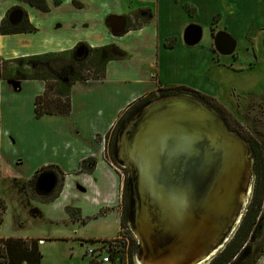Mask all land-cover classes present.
<instances>
[{
    "label": "crops",
    "instance_id": "0c3cea01",
    "mask_svg": "<svg viewBox=\"0 0 264 264\" xmlns=\"http://www.w3.org/2000/svg\"><path fill=\"white\" fill-rule=\"evenodd\" d=\"M46 1L50 7L49 13H42L20 0H0V23L11 11L20 9L30 24L38 30L35 33L0 36V59L11 61L47 53H62L74 50L79 44H87L90 48L116 45L127 52L129 55L127 59L108 63L104 80L88 82V85H84L85 82H78L72 87L73 111V94H76V91H91L95 99L98 98V101L105 103H101L102 105H106V107L101 105L92 118L86 119V125L92 127L89 135L93 134V136L106 135L124 110L159 89L186 87L215 98L217 85L213 79L206 80L202 77L208 64L215 59L213 28L225 30L238 45H241L246 43V36L250 28L254 27V23L258 24V20H253L258 15V8L262 10L260 14H264V0H61L59 5L55 4L56 0ZM140 10L150 11L148 24L143 23L135 30H130L121 36L111 34L106 26L108 17L132 15ZM191 25L202 28L203 42L194 47H187L184 43V34ZM260 29L264 28L259 27ZM171 41L174 46L167 47ZM11 82L0 78V200L5 202L4 205L0 202V207L4 210L0 222L7 219L11 204L18 203L6 199L2 191L6 186L5 191L11 188L18 193L22 206L37 205L36 207L40 208L39 205H44L48 211L59 215L58 217L64 219L68 217L69 220L66 222L68 229L72 223L83 225L81 220L96 217L102 206L94 201V196L79 199L76 185L85 182L81 179L82 175L89 178L90 188H93L92 195L94 191L95 194L99 191L100 195H104V188L109 191L107 194V197L110 196L109 200L116 201L119 199L120 187L117 184L119 180L115 179V173L112 174L111 169L99 160L91 174L81 173V162L89 157L96 158V154L93 147L89 153L84 151L86 145L82 142L87 140L89 135L85 137L80 125L76 123L71 131L74 135L72 141L79 144L83 152L80 151L81 149L74 152L68 150L59 157L43 158V161L38 162L37 167L29 174L24 176L21 174V177L16 179L11 172L13 168L18 170L24 162L19 160V156L10 158L8 151H13L10 146L19 142L15 126L19 125L16 121L19 112L17 107L23 99L26 87L33 85L29 99L34 120L43 122L59 118L60 122L61 120L66 122L64 119L70 118L73 111L66 117L45 116L36 119L35 99L44 93L45 83L35 81L26 85L22 81ZM132 83L135 89L130 90L127 86ZM109 102L110 106H108ZM86 106L91 107V104ZM14 126L15 128H12ZM40 137L38 135L37 140ZM11 162H16L18 167H10ZM47 166L57 167L54 173L60 180L62 188L56 199L42 202L35 198V194L30 195L27 192L30 188L27 183L37 171ZM67 207L80 210L81 220H72L66 212ZM115 225L116 222L111 221L107 230ZM80 231L74 230L77 235L75 240L82 243L83 238L91 239L82 235ZM9 238L35 240L31 237L0 233V241ZM94 240L98 239L94 238ZM36 241H39L40 248L43 240ZM261 261L263 260L261 259L258 264H261Z\"/></svg>",
    "mask_w": 264,
    "mask_h": 264
},
{
    "label": "water",
    "instance_id": "95a60500",
    "mask_svg": "<svg viewBox=\"0 0 264 264\" xmlns=\"http://www.w3.org/2000/svg\"><path fill=\"white\" fill-rule=\"evenodd\" d=\"M23 18L15 9L8 21L17 27ZM106 26L113 36L124 35L127 18L110 16ZM202 36V28L191 25L184 43L197 46ZM215 48L230 56L236 42L219 33ZM77 55L86 58L88 51L80 47ZM146 103L135 108L142 115L131 134L118 139L132 174L128 221L139 241L137 256L143 264H208L230 242L252 195L251 148L216 111L190 95Z\"/></svg>",
    "mask_w": 264,
    "mask_h": 264
},
{
    "label": "rangeland",
    "instance_id": "374dc122",
    "mask_svg": "<svg viewBox=\"0 0 264 264\" xmlns=\"http://www.w3.org/2000/svg\"><path fill=\"white\" fill-rule=\"evenodd\" d=\"M261 12L262 10L258 8V15L253 19L254 21L258 20V24L256 22L254 23V27L250 28L246 36V43H241V45L237 46L236 55L234 54L235 56L220 57L215 54L214 61L208 64L206 72L202 77L206 80L213 79L217 85V95L213 98L214 100L211 97H209L211 98L209 99L202 92H199V94L203 96V100L206 98L210 100L208 102L211 104L210 106L215 105V107L219 108L217 112H219L221 116L223 114V117L228 122L229 129L241 136L249 144L251 153L252 142L257 143V149H260V151L264 149V29H260L261 31L259 30V27L264 28V14H260ZM139 23L142 24L141 22ZM169 44L174 45L172 41ZM255 54L257 57L254 56ZM15 67L16 65H13L10 69H15ZM2 68L1 73H4L5 67L3 65ZM89 69L90 68H87L84 73L91 76L92 71ZM15 82L17 81H12L11 83ZM22 82L27 85L29 83H34L35 80H26ZM93 82L99 81L91 80V83ZM87 83H84V85H88ZM133 84L134 83L128 85L127 88L130 90L135 89V87L133 88ZM26 88L27 90L24 93L23 99L17 107L19 112L16 121L19 125L15 126L18 131L17 135L19 136V142L13 143V145L10 146V149L13 151H8L10 158L19 156V160L21 159L24 162L20 167H18L16 162H11L9 165L10 167H18V170L13 168L11 172L16 176V179H19L21 174L22 176L29 174L31 170L37 167V164H39L38 162L43 161V158L59 157L64 155V151L68 150L72 152L80 150V145L72 141L74 137L71 133L73 125L74 123L79 124L85 137L88 136L92 127L86 125V119L92 118L93 115L98 112L102 105L101 103H103L98 101V98L95 99V95L91 91H76V94H73L74 111L72 110L73 114L70 118L67 117L64 119L66 122L63 120L60 122L59 118H55L56 120L52 121L46 120L39 122L33 119V113L31 111L32 106L29 99L33 92V85H28ZM35 90L36 88L34 87V91ZM174 93L185 94L178 90H158L154 93V97L148 100L146 99L147 101L144 103L148 101V103H152V101L156 100L158 97H164ZM188 94L191 96L193 95L192 92L187 93V95ZM193 96L197 97L196 95ZM206 101L207 100H205V102ZM205 102L204 104H206ZM20 104H22V106ZM90 104L91 107L86 106ZM110 104L109 102L108 106H110ZM102 106L106 107V105ZM135 110L136 109L133 108L123 111L117 122L109 131L110 138L106 136L107 134L103 136H93V134H90L87 140H83L82 142V144L85 143L86 145L85 152L89 153L90 150L92 151L93 147V151H95L97 158L94 159H96L97 163L98 160L100 162L102 161L104 165L111 169L112 174L115 173L114 178L119 180V182L116 181L118 187H120L118 191V201L113 199L109 200L110 196L107 197L109 191L107 189L104 190V188V195H100L99 191L97 194H95L94 191L92 195L93 188H90L89 178L82 175V178H80L85 182L76 185V191L81 196H79V199H82V197H87L86 199H88L90 196H94V201L98 203L99 206H102V209L99 212L100 214L98 213L96 217L84 219L83 225L72 223V226L68 229L66 223L69 220L68 217L67 219L58 217L59 215L48 211V208H45L44 205H39L40 208H37V205H33L32 207L22 206L20 204V199H18V193L11 188L5 191L7 187L4 186L2 191L6 195V199L8 198L10 202H14L15 200L18 203L11 204V208H9L7 213V219H4L2 223L0 222V233L3 235L14 234L22 237L35 238V240H43V243L40 244V251L43 255L42 264H88L90 257L87 251L93 249L106 253L110 245H117L119 247L125 246V251L128 253L126 264H138L139 258L137 256V251L139 241L134 235L128 221L132 174L129 166L124 162V157L121 158V149L118 146V139H124L127 135L129 136L136 123V119L138 120L142 115L140 111L136 112ZM133 114L136 115L133 116ZM15 126L12 128H15ZM38 135L41 137L37 140L36 137H38ZM61 135H63L64 138ZM109 144L110 151H107ZM80 151L83 152V148ZM252 174V185L254 190L256 181L254 158ZM56 181L55 188H52L51 176H48V173H41L35 185L32 188H28L27 192L30 195L35 194V198L42 202L49 200L60 186V180L57 179ZM251 201L252 195L248 198L246 206L242 209L243 218L238 224L239 227L237 231L244 221ZM0 202L3 205L5 203L4 200H0ZM3 216L4 210L0 207V219ZM259 216L260 218L257 221L258 235L256 234L255 243L250 244V249L252 251H256L258 245L264 243V196ZM122 220L124 223L123 227H121ZM111 221H115L116 225L113 228L109 227L110 229L108 231L107 226ZM76 229L81 230L80 232L82 235L91 239L83 238L82 243L75 240L77 235H75L76 232L74 233V230ZM67 231H69V233ZM237 231L235 234L232 232L228 236V241L230 240L231 242L233 240ZM94 238L98 240L96 241ZM230 242L224 244V249ZM223 250L218 252L215 258L218 257ZM261 259L263 260L261 264H264V255ZM260 260L258 262H260ZM212 261L213 260L208 262V264H211Z\"/></svg>",
    "mask_w": 264,
    "mask_h": 264
},
{
    "label": "trees",
    "instance_id": "16d2710c",
    "mask_svg": "<svg viewBox=\"0 0 264 264\" xmlns=\"http://www.w3.org/2000/svg\"><path fill=\"white\" fill-rule=\"evenodd\" d=\"M36 8L42 13H49L50 7L46 0H20ZM61 0H56L55 4L59 5ZM137 18L138 24L130 26L127 32L135 30L142 24H148L151 14L150 11L142 10ZM217 19H215L216 21ZM214 21V24H215ZM38 30L30 24L25 17L23 23L17 27L10 25L8 16L0 23V36L15 35L22 33H35ZM174 45L167 44V47ZM79 47H85L89 52V57L85 62L75 60L73 55ZM129 57L128 53L117 47L109 45L100 48H90L86 44H79L74 50L62 53H48L38 56L26 57L5 61L0 59V71L5 67L4 73L0 74L5 81H26L35 80L45 83L44 93L35 99L34 114L36 119L45 116L66 117L72 112L71 90L78 82H91V80L101 81L105 79L106 67L109 62L121 61ZM16 65L15 69H10ZM90 68L92 75H86L84 71ZM29 70V71H27ZM2 72V71H1ZM183 93L193 92L186 87L159 89V91H176ZM154 97V93L145 99L138 101L128 109H135L148 99ZM147 99V100H146ZM106 136H110V132ZM110 138V137H109ZM107 151H110V144ZM252 154L255 161L256 181L252 194V201L244 217V221L237 231V234L229 245L214 258L211 264H257L264 255V243L258 245L256 251L250 249L251 243L254 244L256 234L258 235V219L260 218V208L264 196V149H257V143L252 142ZM97 161L94 158H88L81 162V173L91 174L96 168ZM55 166H47L37 171L33 178L27 183L30 188L41 173L50 174L54 178L55 187L57 175L54 171ZM62 186L57 188L56 192L49 199H56L61 192ZM53 198V199H52ZM52 199V200H51ZM67 214L72 220H81L80 210L73 207L66 208ZM84 222L85 220H81ZM123 220L121 227H123ZM108 252L104 253L110 257V264H126L127 254L125 246H109ZM252 255V256H251ZM43 255L39 248V241L36 240H18L2 239L0 241V264H42ZM101 264L95 258H90L88 264Z\"/></svg>",
    "mask_w": 264,
    "mask_h": 264
},
{
    "label": "flooded vegetation",
    "instance_id": "af4514ba",
    "mask_svg": "<svg viewBox=\"0 0 264 264\" xmlns=\"http://www.w3.org/2000/svg\"><path fill=\"white\" fill-rule=\"evenodd\" d=\"M15 10V9H14ZM141 11L142 10H140V11H137V12H135V13H133L132 15H124L126 18H127V22H128V27H130V26H132V27H134V26H136L137 24H138V20H137V18L139 17L138 15L141 13ZM12 12V11H11ZM10 12V13H11ZM24 14V13H23ZM8 17H9V15H8ZM25 17H26V15L24 14V18H23V21H24V19H25ZM23 21L21 22V24L23 23ZM20 24V25H21ZM215 24H216V22H215ZM214 24V25H215ZM217 27H214L213 28V50H214V53L215 54H217V55H219L220 57H233V56H235L236 55V51H237V46H238V44H237V41L234 39V41L236 42V50H235V52L232 54V55H230V56H227V55H222V54H220L218 51H217V49L215 48V37H216V35L217 34H219V33H225V34H227V35H229L225 30H217L216 29ZM127 33V32H126ZM125 33V34H126ZM230 36V35H229ZM231 37V36H230ZM233 39V38H232ZM201 43V42H200ZM199 43V44H200ZM87 45V44H86ZM80 48V47H79ZM224 49V48H223ZM77 50L78 49H76V51H75V53H74V55H73V58L75 59V60H79V61H82V62H85L87 59H88V57H89V52H88V56L86 57V58H84V57H78V55H77ZM88 51V50H87ZM235 54V55H234ZM255 57H257V55L255 54L254 55ZM110 63V62H109ZM189 89V88H188ZM192 90V89H191ZM193 91H195V89L193 90ZM196 93H194L193 95H196L197 97H195V96H193L192 95V97H194V98H196V99H198V100H200L201 102H205V100H207L205 103V105L207 106V107H209L211 104H209L208 102L210 101L209 99H211V98H209V96H207L209 99H207L206 97V99H204L203 100V96H201V94H199V91H195ZM185 94H187V93H185ZM188 95H190V94H188ZM205 95V94H204ZM191 96V95H190ZM213 99V98H212ZM214 100V99H213ZM212 101V100H211ZM208 103V104H207ZM212 107V108H211ZM209 108H211L212 110H214V111H216L217 112V110L219 109V108H217V107H215V105L214 106H210ZM216 109V110H215ZM220 116H221V114L219 113V112H217ZM222 119L226 122V124L228 125V122H227V120H225V118L223 117V114H222ZM229 127V126H228ZM48 175H50V174H48Z\"/></svg>",
    "mask_w": 264,
    "mask_h": 264
},
{
    "label": "built area",
    "instance_id": "2783aa9c",
    "mask_svg": "<svg viewBox=\"0 0 264 264\" xmlns=\"http://www.w3.org/2000/svg\"><path fill=\"white\" fill-rule=\"evenodd\" d=\"M108 249L110 248L108 247ZM87 253L90 258H95L101 264H110V257L108 255H105L104 252L90 249L89 251H87Z\"/></svg>",
    "mask_w": 264,
    "mask_h": 264
},
{
    "label": "bare ground",
    "instance_id": "6f19581e",
    "mask_svg": "<svg viewBox=\"0 0 264 264\" xmlns=\"http://www.w3.org/2000/svg\"><path fill=\"white\" fill-rule=\"evenodd\" d=\"M252 182H253V181H252ZM250 196H251V195H250ZM250 196H249V197H250ZM243 208H244V207H243ZM242 218H243V217H242ZM242 218L238 219L237 224H239L240 221H242ZM238 227H239V225L236 226V228H235V230H234V232H233L234 234L236 233ZM234 234H233V235H234ZM217 254H218V252L214 254V257L217 256ZM211 259H212V258H211ZM138 264H143V262H141V261L138 260ZM202 264H203V263H202ZM205 264H206V263H205Z\"/></svg>",
    "mask_w": 264,
    "mask_h": 264
}]
</instances>
